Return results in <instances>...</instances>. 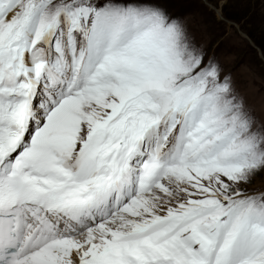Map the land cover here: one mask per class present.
Returning <instances> with one entry per match:
<instances>
[{
  "label": "snow or ice",
  "instance_id": "1",
  "mask_svg": "<svg viewBox=\"0 0 264 264\" xmlns=\"http://www.w3.org/2000/svg\"><path fill=\"white\" fill-rule=\"evenodd\" d=\"M193 3L241 35L218 0H0V264H264V114Z\"/></svg>",
  "mask_w": 264,
  "mask_h": 264
},
{
  "label": "rangeland",
  "instance_id": "2",
  "mask_svg": "<svg viewBox=\"0 0 264 264\" xmlns=\"http://www.w3.org/2000/svg\"><path fill=\"white\" fill-rule=\"evenodd\" d=\"M218 2L225 5L230 21L241 28V35H236L229 27L222 44L221 28L212 13L193 3L186 10L187 15L197 23L204 41L216 48L226 67L234 71L238 90L246 95L258 114H264V17L246 15L238 0ZM257 183L264 184V177L257 178Z\"/></svg>",
  "mask_w": 264,
  "mask_h": 264
}]
</instances>
